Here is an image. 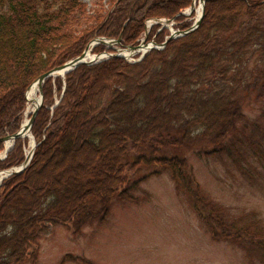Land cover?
Listing matches in <instances>:
<instances>
[{
	"label": "trees",
	"instance_id": "1",
	"mask_svg": "<svg viewBox=\"0 0 264 264\" xmlns=\"http://www.w3.org/2000/svg\"><path fill=\"white\" fill-rule=\"evenodd\" d=\"M192 2L0 0V138L18 131L26 89L41 74L79 56L96 37L119 39L122 49L138 44L147 20H172L185 30L194 13H180ZM263 13L264 0H205L194 31L137 62L111 57L46 78L30 129L32 157L0 182V264L35 262L33 245L52 225L77 234L103 222L113 199H133L127 169L136 165L168 170L213 239L264 251V232L226 219L200 193L184 158L158 155L176 148L218 154L243 117L249 89L257 85V98L264 96ZM167 33L153 24L146 42L161 44ZM104 50L99 44L91 53ZM25 145V138L14 141L0 171L23 161ZM135 150L144 152L129 163Z\"/></svg>",
	"mask_w": 264,
	"mask_h": 264
},
{
	"label": "rangeland",
	"instance_id": "2",
	"mask_svg": "<svg viewBox=\"0 0 264 264\" xmlns=\"http://www.w3.org/2000/svg\"><path fill=\"white\" fill-rule=\"evenodd\" d=\"M81 1L90 7L94 0ZM195 16L189 18L191 23ZM161 24L174 28L170 22ZM257 94V85L252 86L243 103V117L218 154L176 148L158 155L184 158L187 174L207 201L237 226L254 224V232L260 233L264 232V96L257 98ZM28 107L25 99L21 124L28 117ZM29 137L36 146L29 135L24 154L31 150ZM3 148L4 144L0 157ZM142 152H131L128 162ZM127 175L131 201L113 199L103 222L86 225L77 234L68 225H52L33 245L36 261L24 264H77L73 259L79 257L92 264H264V251L257 246L213 239L168 170L136 165L127 169Z\"/></svg>",
	"mask_w": 264,
	"mask_h": 264
},
{
	"label": "water",
	"instance_id": "3",
	"mask_svg": "<svg viewBox=\"0 0 264 264\" xmlns=\"http://www.w3.org/2000/svg\"><path fill=\"white\" fill-rule=\"evenodd\" d=\"M204 2H205V0H197V5L199 6V13H196V17H195L194 21L192 22V24L187 29H185V30H172L169 33V35L167 36V38H165L161 44H155L152 41L146 43L145 38H146L147 31H145V37L139 44L129 46V47L125 48L124 51L131 54L135 51H140V49H143V50L144 49L145 50L162 49L169 40L181 37L183 35H186L192 31H194L199 26L200 21L202 19L203 12H204ZM194 9H195V2L193 1L191 3V5L189 6V8L180 14L181 15H190L194 11ZM166 22H171V21L166 20ZM164 27H166V26H164ZM96 44H102V45L106 46L107 48H111L114 45L119 44V39L118 40H106L104 38L96 37L93 40V42L89 43L85 47V49L83 50V52L79 56L72 58L71 60L65 62L61 66H58V67L50 70L49 72L41 74L32 83V85L37 86V92L39 94L38 103H36V105L34 106L32 112L29 115V118L27 119V121L25 123L21 124V126L19 127L17 132H15L12 135H6L3 138H0V142H2L4 144V152H3L2 157H4L6 155L7 151L9 150V147L12 146L13 142L16 139L28 137L29 135H31L30 129H31L32 123L34 121V118H35L37 111L39 110V108L42 105L41 86H42L43 81L46 78L53 77L56 75H59L60 77L63 78L66 73H68L69 71L75 69L76 67H78L80 65H90V64L97 63V62L103 60V58L100 56L101 54H104L107 57H123L122 55L117 54V53H99V54L92 55L93 58L91 60H89V61L85 60L86 53H89L90 49ZM141 58H142V55H140L138 60H140ZM29 89H30V86L26 89V93H25L26 95H27ZM6 143H11V144H9L6 147L5 146ZM34 146H35V144L32 145L31 150L27 153L23 162L20 165H18L17 167H14V168H10L6 171H3L4 175L0 177V180L6 176L13 174V173H18V172L22 171L27 166V164L29 163V161L32 157V152H33Z\"/></svg>",
	"mask_w": 264,
	"mask_h": 264
},
{
	"label": "bare ground",
	"instance_id": "4",
	"mask_svg": "<svg viewBox=\"0 0 264 264\" xmlns=\"http://www.w3.org/2000/svg\"><path fill=\"white\" fill-rule=\"evenodd\" d=\"M196 11L197 13H199V7L197 8L196 6ZM93 57L91 56L90 53H86V56H85V60L89 61L91 60ZM37 95V86L36 85H32L26 95V99H27V102H28V105L29 107L27 108V112H30L33 107L36 105V103H38V98L36 97ZM10 143H7L5 146L7 147ZM33 145V141H32V138L29 137V142H28V146L31 148Z\"/></svg>",
	"mask_w": 264,
	"mask_h": 264
}]
</instances>
